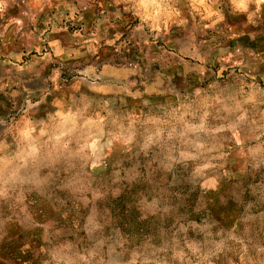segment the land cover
I'll use <instances>...</instances> for the list:
<instances>
[{
	"label": "rangeland",
	"instance_id": "obj_1",
	"mask_svg": "<svg viewBox=\"0 0 264 264\" xmlns=\"http://www.w3.org/2000/svg\"><path fill=\"white\" fill-rule=\"evenodd\" d=\"M181 2L185 24L155 37L128 14L105 19L115 0H0V133L85 67L131 70L110 77L112 115L98 114L119 150L84 173L69 161L53 208L0 186V264H264V4L203 0L204 19Z\"/></svg>",
	"mask_w": 264,
	"mask_h": 264
},
{
	"label": "clouds",
	"instance_id": "obj_2",
	"mask_svg": "<svg viewBox=\"0 0 264 264\" xmlns=\"http://www.w3.org/2000/svg\"><path fill=\"white\" fill-rule=\"evenodd\" d=\"M257 2V12H259V6L264 4V0ZM115 3L122 4L123 8L117 7L114 13L108 12L105 19L115 17L117 20H123L125 14H128L131 19L139 21L136 25L137 29H146L151 36L159 37L161 33L169 31L171 26L185 24V5L181 0H115ZM30 6L40 7L33 4ZM68 7L65 5L66 9ZM191 7L195 12H199L202 8L208 11L204 19H210L213 15L203 0L194 2ZM237 7L246 10L247 4L240 3ZM71 11L73 14L76 12L75 8ZM59 15L62 17L63 13ZM222 19L223 17H218L204 26L212 28ZM76 35L79 36V33ZM105 44L115 45V41L105 40ZM96 46L103 47L99 43ZM53 53L60 54L55 44ZM51 56L52 54L47 58ZM130 74L131 70L117 73L108 67H104L103 71L97 74L95 68L85 67L84 79L70 87H64L57 82L55 91L58 94L50 102L47 98H43L37 100L35 104L29 103V109L33 107L39 109L41 105H45L46 108L42 113L37 114H30L25 110L20 119L14 120L0 133V153L6 161V168L0 176V186L3 187L5 196L8 199H15L18 194H32L46 207L53 208L54 205L48 200V193L53 190L63 191L65 181L68 179L65 166L69 161H76L77 158L83 161L80 166L84 173L99 155H106L114 146L119 150L120 144L116 143V137L105 139V121L101 120L98 114L106 112V120L112 115L102 95V93H114L116 90L110 83V77L127 79ZM56 79L54 77V80ZM179 82L182 83V79ZM130 89V85L124 84L119 91L134 97L136 93ZM49 107L52 111L47 110ZM33 115L39 118L33 119ZM89 117H95V120H90ZM3 123L5 121L0 120V124ZM41 171L42 178L38 175ZM65 197L66 201H71L73 193L66 192ZM178 231H184V225H180ZM49 255L53 260H58L59 253L55 248L48 247L42 258L47 259Z\"/></svg>",
	"mask_w": 264,
	"mask_h": 264
}]
</instances>
